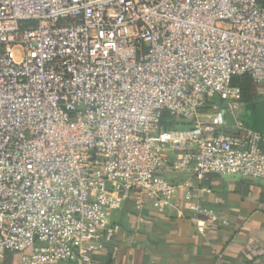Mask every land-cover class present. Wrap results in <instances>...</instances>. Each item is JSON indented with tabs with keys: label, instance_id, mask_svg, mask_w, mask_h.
Instances as JSON below:
<instances>
[{
	"label": "built area",
	"instance_id": "1",
	"mask_svg": "<svg viewBox=\"0 0 264 264\" xmlns=\"http://www.w3.org/2000/svg\"><path fill=\"white\" fill-rule=\"evenodd\" d=\"M241 75L264 86V0H0V264H92L128 199L203 227L198 182H264Z\"/></svg>",
	"mask_w": 264,
	"mask_h": 264
},
{
	"label": "crops",
	"instance_id": "2",
	"mask_svg": "<svg viewBox=\"0 0 264 264\" xmlns=\"http://www.w3.org/2000/svg\"><path fill=\"white\" fill-rule=\"evenodd\" d=\"M197 184L207 208L203 227L186 202L157 206L147 199L137 208L131 198L113 210L120 229L92 264H264V182L210 174ZM6 260L20 264L21 256Z\"/></svg>",
	"mask_w": 264,
	"mask_h": 264
},
{
	"label": "trees",
	"instance_id": "3",
	"mask_svg": "<svg viewBox=\"0 0 264 264\" xmlns=\"http://www.w3.org/2000/svg\"><path fill=\"white\" fill-rule=\"evenodd\" d=\"M263 1V0H262ZM233 85L239 86L242 92V100L244 102V112H243V119L246 124L256 130L261 131V121H262V102L264 101V95L262 96H254V83L252 78L249 75H241L235 76L232 80ZM215 103L217 105H221L222 101L218 96H214L212 101L210 102ZM248 114V116H247ZM165 119H169L170 115L165 114ZM187 124L181 122L180 127H185ZM188 126V125H187ZM172 127V126H167Z\"/></svg>",
	"mask_w": 264,
	"mask_h": 264
},
{
	"label": "water",
	"instance_id": "4",
	"mask_svg": "<svg viewBox=\"0 0 264 264\" xmlns=\"http://www.w3.org/2000/svg\"><path fill=\"white\" fill-rule=\"evenodd\" d=\"M223 109L225 110V118H226V120H227V122L229 123V124H234V119H233V116L231 115V113L228 111V110H226V107H223ZM262 112H263V115H262V121H261V131L264 133V101L262 102Z\"/></svg>",
	"mask_w": 264,
	"mask_h": 264
},
{
	"label": "rangeland",
	"instance_id": "5",
	"mask_svg": "<svg viewBox=\"0 0 264 264\" xmlns=\"http://www.w3.org/2000/svg\"><path fill=\"white\" fill-rule=\"evenodd\" d=\"M252 93H253L254 96H262V95H264V86L263 85H256V84H254V90H253ZM240 105L242 106V102H240ZM247 116H248V114H247Z\"/></svg>",
	"mask_w": 264,
	"mask_h": 264
}]
</instances>
